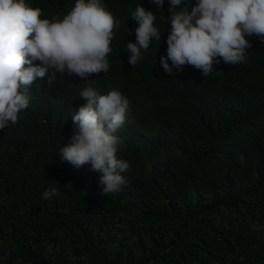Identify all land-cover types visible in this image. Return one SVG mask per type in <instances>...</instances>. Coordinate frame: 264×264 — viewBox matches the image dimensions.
<instances>
[{
	"label": "trees",
	"instance_id": "16d2710c",
	"mask_svg": "<svg viewBox=\"0 0 264 264\" xmlns=\"http://www.w3.org/2000/svg\"><path fill=\"white\" fill-rule=\"evenodd\" d=\"M25 3L51 20L76 0ZM102 3L119 21L109 70L86 78L66 70L53 84L38 78L28 86L29 107L0 130V264H264V43L246 36L245 62L221 59L207 77L190 65L169 74L160 63L169 0L163 9L152 0ZM196 3L182 0L176 10ZM137 5L156 15L161 37L133 67L127 43H136ZM87 87L118 89L130 126L145 135L132 147L127 132L115 133L117 158L130 169L108 196L90 165L59 159ZM51 188L59 195L44 199Z\"/></svg>",
	"mask_w": 264,
	"mask_h": 264
},
{
	"label": "clouds",
	"instance_id": "9594fccd",
	"mask_svg": "<svg viewBox=\"0 0 264 264\" xmlns=\"http://www.w3.org/2000/svg\"><path fill=\"white\" fill-rule=\"evenodd\" d=\"M152 2L163 9L165 0ZM169 3L167 56L160 59L166 73L190 65L207 77L221 59L231 65L245 62L251 47L246 36L255 35L264 43V0H197L191 11L187 5L176 10L182 0ZM41 15V9L28 6L25 0H0V130L9 122L15 124L18 113L29 107L28 86L38 78L53 84L57 73L63 76L66 70L81 78L109 70L107 56L119 21L102 0H76L63 19H41ZM131 18L138 24L136 43H127L129 64L134 67L141 59V49L147 50L154 39L159 41L161 32L154 26L156 15L141 5ZM80 98L86 103L73 111L75 129L70 142L60 149L59 159L76 169L90 165L89 170L99 174L102 194L118 193L126 185L122 174L130 165L117 158L121 140L115 133L127 132L132 147L145 135L139 127L130 126L129 100L118 89L103 95L87 87ZM239 162L245 163L243 156ZM58 195L56 188L42 194L44 199Z\"/></svg>",
	"mask_w": 264,
	"mask_h": 264
}]
</instances>
